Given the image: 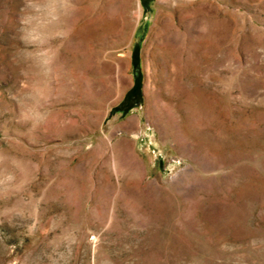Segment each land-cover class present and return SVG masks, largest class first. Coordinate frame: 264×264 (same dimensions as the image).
Segmentation results:
<instances>
[{"label": "rangeland", "instance_id": "374dc122", "mask_svg": "<svg viewBox=\"0 0 264 264\" xmlns=\"http://www.w3.org/2000/svg\"><path fill=\"white\" fill-rule=\"evenodd\" d=\"M0 264H264V0H0Z\"/></svg>", "mask_w": 264, "mask_h": 264}]
</instances>
